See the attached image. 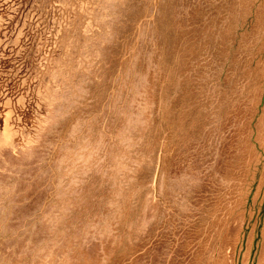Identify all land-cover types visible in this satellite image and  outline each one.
<instances>
[{
  "label": "rangeland",
  "instance_id": "obj_1",
  "mask_svg": "<svg viewBox=\"0 0 264 264\" xmlns=\"http://www.w3.org/2000/svg\"><path fill=\"white\" fill-rule=\"evenodd\" d=\"M0 264H264V0H0Z\"/></svg>",
  "mask_w": 264,
  "mask_h": 264
}]
</instances>
